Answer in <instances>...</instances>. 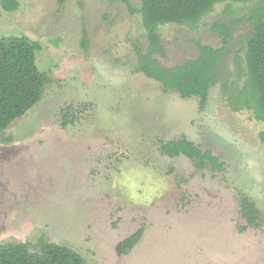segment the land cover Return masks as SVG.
I'll use <instances>...</instances> for the list:
<instances>
[{"label":"rangeland","instance_id":"obj_1","mask_svg":"<svg viewBox=\"0 0 264 264\" xmlns=\"http://www.w3.org/2000/svg\"><path fill=\"white\" fill-rule=\"evenodd\" d=\"M2 1L0 40L38 44L36 65L51 82L0 132V247L29 244L35 253L45 240L86 264H264V123L232 110L225 93L244 84L235 60L263 0L218 4L195 26L159 29L156 58L171 68L197 58L199 45L223 47L214 23L231 27L205 108L138 70L147 34L122 3L14 0L19 9L6 12ZM181 138L212 151L224 170L162 155L163 143ZM243 196L260 211L259 227L243 217Z\"/></svg>","mask_w":264,"mask_h":264},{"label":"trees","instance_id":"obj_2","mask_svg":"<svg viewBox=\"0 0 264 264\" xmlns=\"http://www.w3.org/2000/svg\"><path fill=\"white\" fill-rule=\"evenodd\" d=\"M109 1L122 3L131 15H141L148 47H136L138 70L147 78L161 84L164 92H175L185 99L198 98L200 107L205 108L211 89L222 79L219 65L231 41V27L214 23L213 28L221 36L223 47L215 49L199 45L197 58L171 68L161 66L156 58L157 55L164 54L159 29L171 24L195 26L218 4H246L252 0H141L140 9H135L130 0ZM60 3L63 4L64 0H60ZM2 7L6 12H13L19 9V3L3 0ZM249 21L253 25L254 36L247 41L244 57L238 55L235 60L239 78H245V81L243 85L239 84L231 92L226 90L225 93L232 110L251 111L255 120L264 123V0L251 9ZM83 34V45L87 46L86 30ZM38 48L39 45L27 37H5L0 40V132L33 109L41 101L45 86L51 82L49 75L40 72L36 65ZM69 113L70 108L66 109V123H69ZM259 138L264 143V130ZM160 151L171 159L184 156L193 161L198 170L211 167L223 171L225 167L224 162L212 151L202 150L187 138L163 143ZM239 204L248 226L259 227L261 214L255 202L243 196ZM133 246V243L129 244V248ZM0 264L86 262L78 253L65 246L40 240L35 253H31L29 244L9 243L0 247Z\"/></svg>","mask_w":264,"mask_h":264}]
</instances>
